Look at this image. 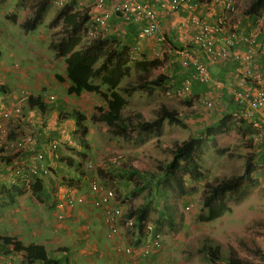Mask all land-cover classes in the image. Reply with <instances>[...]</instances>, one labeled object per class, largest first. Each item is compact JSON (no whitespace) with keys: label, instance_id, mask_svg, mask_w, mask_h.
<instances>
[{"label":"rangeland","instance_id":"rangeland-1","mask_svg":"<svg viewBox=\"0 0 264 264\" xmlns=\"http://www.w3.org/2000/svg\"><path fill=\"white\" fill-rule=\"evenodd\" d=\"M35 1L0 0V84L3 87V91L0 88V109L18 104L19 114L10 115L4 120L5 125L8 130L17 133L33 134L37 133L36 130L25 128L14 121L19 118L28 120L26 117L29 116L28 111L33 108V105H30L27 96L40 95L45 109L50 108L54 112L52 117L56 121L50 127L47 126L48 122L42 123L44 129L50 133L49 136L37 135L41 140L55 138L59 144L58 153L63 157L59 161L62 163L61 167H56L57 169L53 171L54 177L46 178L48 186L51 187L50 193L57 196L59 187L66 188V190L70 189L69 187H75L76 192L83 194L88 192L90 182L95 179L115 189L116 200L126 214L138 215L139 207L143 203L149 204L147 219L160 232L161 245L153 249L146 257H140L137 264H228L227 258L231 250L235 251L237 257L251 264H264V159L261 160L260 156L264 151V142H258L257 139L253 141L258 134L257 130L256 132L253 130L254 132L247 136L243 135L236 128L240 123L233 118L230 121L229 130L217 134L214 138L217 147L227 148L228 153L234 155L230 157L229 154H219L218 149L214 147L212 135L207 133V129L211 130V127L215 126L227 112V108L220 110L221 108H216V106H233L232 99H227L230 94L223 99L220 97V92L213 90L210 86L204 92H196L194 88L198 84L195 81H190L188 88H182V91L178 93L175 89L180 88L181 83L180 81L174 83L171 79L167 84L172 85L174 91L165 92L164 88L158 87L151 94L137 89L127 95L125 83L135 78L139 71L129 62V72L120 79L117 91L127 98V104L123 107L122 113L131 116L132 128L139 118L145 121L154 119L162 102L177 110L185 126L170 123L164 119L160 131L145 135L144 140L139 139L136 132L137 126L129 130V133L122 135L115 125H109L100 119V113L106 109V104L98 92L82 91L79 94L67 92L66 87L69 82L63 72V57H57L49 46L50 40H56L62 34L61 19L56 24L50 25L54 10L70 0H49L36 27L24 30L21 22L24 17L30 15ZM84 3L80 1L73 7L74 10H79L81 13L86 12L88 15L86 23L81 27L82 31L76 46L86 43L96 35L109 34L112 36L114 34L116 36L115 24L109 18L106 20L105 28L96 31V35L86 30L85 26L91 22L90 19L97 10ZM242 6L245 9L247 4ZM190 30V28H186L185 31L179 30V35L184 36L186 40L188 38L186 33ZM161 33L163 35L162 31ZM153 37L143 38L138 49L128 45L129 58L133 60L142 58L144 55L146 58H160L162 63L153 67L150 75L159 72L169 74L173 68V61L170 59L176 58L177 60V55L174 53L176 43L171 45L164 37L162 40H156ZM118 42L120 44V41ZM144 42H148L147 47ZM176 70L181 79L183 75H180L183 72L179 67ZM56 74L61 75L63 79H58ZM175 78L177 80V77ZM93 81L99 82V78L95 77ZM100 88L106 90L104 84H100ZM207 98L214 100L212 107L204 106V99ZM220 98L221 101H219ZM37 109L43 117L42 112L45 110ZM73 109L80 110L86 115L84 123L88 130L84 134V139L88 146L80 141L82 130L71 113ZM136 112H140L141 116H137ZM30 116L34 117L35 114ZM60 126L63 127L60 128ZM19 127L22 130L17 129ZM191 136L203 139L204 152L200 162L205 173L202 178L194 182L186 179L188 191L181 195L178 194L170 177L165 175L160 166L171 158L170 147ZM249 152H253L255 158H258L253 182H243L240 192L228 195L227 205L230 210L217 219L202 222L199 216L205 213L202 206L206 190L205 183L216 182L222 178L242 173L245 165L244 156ZM68 157L74 160L73 167L79 175L78 179L72 177V170L67 166ZM114 158H117L116 165L112 162ZM62 174L64 177H61ZM30 180H17V193L15 191L14 193L16 196H21L23 200H19L16 205L2 203L5 196L0 194V213L15 214L14 220L2 221L3 227L0 226V231L4 228L15 235L19 221L28 226L27 229L22 227L20 230L24 237L22 240L28 241L27 236L35 240L34 230L42 229L48 239V246L53 245L54 249L59 246L65 248L67 244H71L75 236L85 234L87 236L91 230L95 234L101 231L103 236L96 238V241L100 249L107 244L104 251L111 257L112 263L107 261L104 254L100 253L97 256L93 253L91 256H97L98 259L92 257L88 260V257H85L83 261L79 259L77 264H98V260L101 262L99 264H130L129 257L123 248L127 243L141 245L139 230L136 228L138 226L134 228L124 226L119 219L120 223L117 222L116 233H119L117 236L122 238L109 244L111 238L106 234L104 216L102 218L100 211L93 209L91 204L85 205L90 203L89 197L86 198L85 204L83 203L85 206L82 204L75 206L76 210L81 207L86 209L87 218L78 220L77 217H69L66 214L59 216L60 208L57 209V201L53 202L43 191L38 198L30 187ZM63 184L66 186H62ZM163 203H168L173 208L175 218L173 227L170 226L164 214ZM36 211L42 214L40 220L42 226L36 225L34 218H31ZM207 243L220 244L222 256L220 260L215 262L209 260L203 250V246ZM94 246H97L96 243ZM49 254L52 255V252ZM58 257L62 264H66L65 257ZM72 258L75 263L74 257ZM91 260H94V263H91ZM2 264H21V261L19 255H11Z\"/></svg>","mask_w":264,"mask_h":264},{"label":"trees","instance_id":"trees-1","mask_svg":"<svg viewBox=\"0 0 264 264\" xmlns=\"http://www.w3.org/2000/svg\"><path fill=\"white\" fill-rule=\"evenodd\" d=\"M48 3L49 0L35 1L30 15L24 17L21 22V26L24 30H30L36 27ZM73 4V0L61 4L54 10V14L50 19V25L56 24L60 19L62 20L60 29L62 34L56 40H50L49 46L54 50V54L57 57H63V72L69 82L66 87L67 92L73 94H79L82 91L98 92L106 104V109L100 113V119L104 120L109 125H115L119 133L122 135L124 133H129V130H132L137 126L136 132L139 139L144 140L145 135L160 131L164 119H167L170 123L185 126V122L179 116L177 110L162 102L157 109L156 117L154 119L145 121V119L139 118L136 120L135 126L133 125L132 128L131 116L122 113L123 107L127 104V98L117 91L120 79L123 75H126L129 72V62H131V65H133L136 70L139 69V71L136 73L135 78L126 81L125 90L127 95L137 89L144 90L147 94H151L158 87L174 91L172 89L173 86L170 84L168 85L167 82L173 79L174 83H177L178 81L181 83V80L186 74H188V72L184 70L176 58L174 60L171 58L170 60L173 61L171 73L165 74L159 72L150 75V70L153 67L159 66L162 63V59L156 57L146 58L144 55L142 58L130 60L128 53V45L130 44L129 37L118 40L114 34L112 36L109 34H100L91 37L86 43L76 46L79 42L80 33L82 31L81 27L86 23L88 15L86 12L81 13L79 10H74L75 8H73ZM179 8L180 6L177 9ZM247 12L253 16H256L259 12H263L264 17V0H249ZM196 17L202 19L199 16ZM163 33L164 38L167 39L166 31ZM162 39L163 37L158 40ZM118 41H120V44ZM168 42L171 43V41ZM177 45H179V43L174 44L175 47H181V45ZM177 67L183 72L180 75H183L181 79L178 77L179 74L176 70ZM56 76L58 79H63L59 74H56ZM95 77L99 78V82L93 81V78ZM175 77H177V80H175ZM212 77L218 78L220 76L215 77L212 75ZM100 84H104L106 90H102ZM180 85L181 84H179V86ZM0 88L1 91H3L1 84ZM182 88L181 85L180 88L178 87L175 90H181ZM215 90L220 92V97L223 95L224 88H218ZM222 98L224 99V97ZM230 99H232V97H230ZM27 100L30 105H34L39 109L45 108V104L42 102L41 97L38 94L35 96L28 95ZM234 106L235 105L231 107H224L223 105L216 106V108H221L220 110L227 108V112L219 119L215 126L211 127V130L207 129V133L213 137L212 141L214 142V147L218 149L219 154H229L230 157H234V155L228 153L227 148L217 147V142L214 139L216 135L227 132L231 126L230 121L233 118L240 123L236 128L243 135L247 136V134L253 133L252 126L248 121H245L242 118L236 119L233 116V111L235 109ZM71 113L75 116L76 124L82 130L80 141L83 142L85 146H88L84 139V134L88 130L87 125L84 123L86 115L77 109H73ZM136 115L140 117L141 113L136 112ZM249 146H251V144ZM170 152L171 158L164 165H161L160 168L166 176L170 177L178 194H186L188 191L186 179L194 182L202 178L205 173L200 162V158L204 152L203 139L191 136L187 140L170 147ZM23 156L24 154L22 152H17L15 156H12V160L15 158L17 161H21ZM244 157L245 165L242 173L222 178L216 182L208 181L205 183L206 190L204 192L202 203L203 211H205V213L199 216V219L202 222H209L217 219L226 211L230 210V207L227 205L228 195L240 192L243 182H253L255 154L249 152L246 153ZM62 159L63 157H60V160ZM66 161L72 166L75 165L74 160L71 157H68ZM114 164L116 165L117 163L114 162ZM43 179L46 178H41L38 175H33L29 178L30 187L38 198H40V194L43 191ZM148 206L149 204L143 203L139 207V214L137 215L138 226L143 225L148 218ZM162 208L168 223L173 227L175 225L173 208L168 203H163ZM203 250L211 261L215 262L222 258L221 246L219 243H215L214 245L207 243V245L203 246ZM0 255H19L21 262L27 260L36 264H50V262H56V264H59L60 262L55 254H49L43 244L34 241L24 243V241L17 238L16 235L8 233L0 234ZM227 263L251 264L249 261L237 257L234 250L230 251Z\"/></svg>","mask_w":264,"mask_h":264},{"label":"built area","instance_id":"built-area-1","mask_svg":"<svg viewBox=\"0 0 264 264\" xmlns=\"http://www.w3.org/2000/svg\"><path fill=\"white\" fill-rule=\"evenodd\" d=\"M93 13L91 22L85 26L92 35L96 31L105 28L106 20L110 14L120 17L125 22L137 25L134 38L140 40L148 36H154L157 40L160 24L158 13L160 9L176 10L185 0H86ZM238 0H225L219 15L213 21L199 19L191 16L189 19H181L178 26H192L195 28L190 41L181 47H175L174 53L177 60L188 74L181 80L183 89L188 88L191 80L209 85L213 90L227 87L230 97L233 99L235 109L233 116L236 119L248 121L258 134H264V75L255 70L249 56L234 54L240 69L228 74L226 79L213 78L208 62H220L225 60L230 49L238 38L237 21H231L230 12ZM89 12V10H88ZM261 21L262 15L259 16ZM255 32L249 31L240 38L247 44L254 46L264 54V42L256 41ZM189 45V46H188ZM227 84V86H226ZM182 90H175L180 93ZM51 97V96H50ZM213 99H204V106L212 107ZM19 105L2 107L0 109V151L10 154L22 152L21 161H16L9 166L11 172L26 179L33 175L41 178L53 177L52 166L59 162L58 141L55 138L41 140L33 133H20L8 130L4 120L10 115L19 114ZM114 158L112 162H116ZM61 186V185H60ZM62 186H66L63 184ZM58 188L57 204L60 208L74 207L85 202L89 197L92 206L104 211L105 223L109 227V233L117 231V222L121 219L124 226L134 228L138 226V216L135 213L126 214L122 206L116 200V192L113 187L103 185L97 180L90 182L88 192L80 194L75 187ZM62 216V212H58ZM120 223V222H119ZM139 230L141 245L128 244L123 249L130 257V264H137L139 257L147 256L153 249L161 245L160 232L146 219L143 225L136 227Z\"/></svg>","mask_w":264,"mask_h":264},{"label":"crops","instance_id":"crops-1","mask_svg":"<svg viewBox=\"0 0 264 264\" xmlns=\"http://www.w3.org/2000/svg\"><path fill=\"white\" fill-rule=\"evenodd\" d=\"M80 1H81V3H82V1L85 2L84 5H86V6L89 5L86 0H73V2H74L73 5L74 6L77 5L78 2L80 3ZM224 1L225 0H185V2L176 11L175 10L160 9V11L158 13L159 23H160L159 34H161V36L164 37V35H162L161 31H163V32L166 31L167 40L171 41L172 44H174V43H176V44L179 43V45L187 44L188 41H190L191 35L194 32L195 28L192 26H188V24H186L187 26H185V27L178 26L177 22L181 19H187V18L189 19V17H191V16H199L203 20L213 21L219 15ZM243 4H247V6H248L249 0H238V2L235 3V5H234V10L228 14V15H230L231 21H237L238 38L236 40L235 45L232 47V49H230V52L227 54L225 60H222L220 62H208L211 74L215 77L220 76V78L224 79V80L226 79V77H228V74L231 73L233 70L239 71V69H240L239 64L233 60L234 54H239L242 56L247 54L249 56V60L252 61L255 70L263 73V75H264V54L260 53L254 46L245 43L240 38L246 32L252 31V32H255L256 41L259 44L264 42V17L262 15L263 12H259L256 14V16H253L247 12V6L244 9V7L242 6ZM260 15H262L261 21L259 19ZM109 20H111V22H114V24H115V27H114L115 32L114 33L116 34V37L118 38V40L126 39L127 37H129L130 38V40H129L130 44L129 43L128 44L134 46L136 49L139 48L140 41L143 38L140 40H137L134 38L137 25L133 24L132 22H125L120 17H118L114 14H110ZM186 28L191 29L190 30L191 32L189 31V33H186L188 35V38H189L188 39L186 37L187 41L185 40L184 36L179 35V33H180L179 30L185 31ZM147 43L148 42H144L145 47L148 46ZM179 45H177V46H179ZM142 52H144V50ZM128 53H129V51H128ZM192 81H195L198 84V86L196 88H194V91H196V92L203 91L204 92L207 90L208 85L200 83L196 80H192ZM222 94H223V96H221V98L222 97L226 98L229 96L228 95L229 92H228L227 87L224 88V92ZM220 99H219V101H221ZM227 99H230V97H228ZM32 107L33 108H30V110L28 111L29 116L26 117L28 120L23 119V118H19L16 120L14 119V121L16 123H19L20 125H22L25 128H29L31 130H36V132H37L36 135L44 136V137L49 136L50 133L47 132L46 129H44L45 127L42 123L48 122L47 126L50 127L51 124L54 121H56L54 119V117H52L54 112L51 111L50 108H48V110H47V108L46 109L44 108L45 111L42 112L43 117H41L38 109L36 107H34V105ZM31 114H35V116L32 117V116H30ZM62 127L63 126H60V128H62ZM17 129L22 130V128H20V127ZM256 139L258 142L261 141L263 143L264 142V134L263 135L256 134V137H254L253 141H255ZM12 156L13 155L9 154V153H0V194L2 196H5V200L2 203L10 204V205H16L19 200L20 201L23 200L21 196H16V194H15V193H17L16 192L17 191V185H18L17 180L24 179V178L23 177L14 178V175L10 171L9 166L16 162V161H14L15 158L12 160ZM260 156L262 157L261 160H263L264 159V151L261 152ZM256 160H258L257 157L254 158L255 165L258 164V163H256ZM61 165H62V163L57 162L55 165L52 166L53 171H55V169H57L56 167H61ZM72 175H73L72 177L76 178V179H78V177H79L78 174L73 173V172H72ZM61 177H64V174H62ZM42 182H43V192L46 195H48L53 202L58 201V197L55 196L54 194L50 193L51 187L48 186L49 184L46 181V179H43ZM14 191H15V193H14ZM51 200H50V204H51ZM84 204H82V205H84ZM56 205H57V203H56ZM85 205L89 206L90 203H87ZM81 206H78V207L80 208ZM90 206L92 207V205H90ZM59 208L60 207L58 206V209ZM75 208H77V207H65V209L60 208V210H63L64 215L66 214L67 216L73 217V218L77 217L78 220L87 218L88 212H86L87 211L86 209H83L81 207L80 209L76 210ZM93 209H96V211L99 210L101 215H102V218H103L104 213L100 208H96V207L94 208L93 207ZM31 218H34L33 220L36 222V225L42 226V223H40V220L42 218V214L39 211L34 212L31 215ZM12 219L13 220L15 219V214H13L12 212H6L4 214H2V212H1L0 213V226L3 227L2 223L4 222V220L11 221ZM104 224H105V222H104ZM17 226H18V227H16V230H17L16 233L17 234L15 233V235L19 239L22 240L24 237H23V233H21L20 230H22V227H25L27 229L28 226L26 224L19 222V221L17 222ZM6 233L13 235L11 233V231L7 232V230H5L4 228L2 230V228H1L0 234H6ZM33 234L36 236V239L32 240V239H30L31 237L27 236L28 241L23 240L24 243H28L30 241L41 243L45 246V248L48 252L52 251V254H55V256L57 258H59L58 256L65 257L67 259L66 264H70V263L77 264V263H79L80 260L81 261L85 260L86 259L85 257H88V260H89V258L92 259V257H93V259L95 257L98 259L97 256H99L98 254H100V253L105 255V257L109 263L110 262L112 263L111 257L108 254H106L107 253L106 251H104L105 247H107L106 246L107 244H105L102 247V249H100L101 247L98 245V243L96 241V238L98 239L100 236H103L101 231L99 234H95V232L92 233V230H91L90 233L89 232L87 233V236H86V234L82 235V236H75L74 238H72L71 244H67L65 246V248H61L59 246L57 249H54L53 245L48 246V241H47L48 239L46 237L45 232L42 231V229H35ZM106 234H108V232H106ZM117 235H119V233H116L115 235L110 237L111 240H109L110 241L109 244H113L114 242H116L122 238V237L117 236ZM94 243H96L97 246H94ZM93 253L97 254V256H95V257L91 256ZM10 256L11 255H9V256L0 255V264L4 263L5 260H8L10 258ZM14 256H16V255H14ZM72 257H74L75 263H73ZM26 262H27V260L25 262H21V264H26ZM91 263H94V260L93 261L91 260ZM99 263H101V262H99V260H98V264ZM27 264H36V263H31L28 261ZM54 264H56V262ZM59 264H62V263L59 262Z\"/></svg>","mask_w":264,"mask_h":264},{"label":"clouds","instance_id":"clouds-1","mask_svg":"<svg viewBox=\"0 0 264 264\" xmlns=\"http://www.w3.org/2000/svg\"><path fill=\"white\" fill-rule=\"evenodd\" d=\"M262 15H263V13H262ZM234 71H235V70H233L232 72H234ZM236 71H237V70H236ZM225 74H226V73H225ZM191 81H192V80H191ZM203 84H204V83H203ZM205 85H206V84H205ZM208 86H209V85H208ZM165 92H169V90H165ZM162 125H163V124H162ZM13 132H15V131H13ZM15 134H18V133L15 132ZM19 134H20V133H19ZM258 135H259V134H258ZM0 153H3V152L0 151ZM4 153H8V152H4ZM9 154H10V153H9ZM12 155H13V154H12ZM60 157H61V156H60ZM59 161H60V158H59ZM67 164H68V163H67ZM67 164H66V165H67ZM66 165H65V166H66ZM7 166H8V165H7ZM67 166H68L69 168H71V170H72L73 173L78 174L72 165L68 164ZM10 171H11V170H10ZM52 172H53V170H52ZM12 174H13V173H12ZM13 175H14V174H13ZM53 175H54V173H53ZM14 177H20V176H16V175H14ZM50 177H51V176H50ZM53 177H54V176H53ZM53 177H52V178H53ZM24 179H26V178H24ZM93 180H95V179H93ZM82 204H83V203H82ZM90 204H91V203H90ZM118 204H119V203H118ZM119 205H120V204H119ZM57 206H58V204H57ZM75 206H76V205H75ZM75 206H74V207H75ZM93 207H94V206H93ZM96 208H97V207H96ZM57 209H58V207H57ZM57 209H56V210H57ZM64 209H65V208H64ZM100 209H101V208H100ZM101 210H103V209H101ZM58 212H62V213L64 214L63 210H60V211H58ZM103 212H104V211H103ZM104 220H105V218H104ZM104 222H105V221H104ZM105 225H106V227H107V232H108L107 235H108V237H111V236H113V235L116 234V232H115L114 234H110V233H109V232H110V231H109L110 229H109L108 225H107L106 223H105ZM126 245H128V243L125 244V246H126ZM125 246H124V247H125ZM128 257H129V256H128ZM141 257H142V256H141ZM144 257H146V256H144ZM139 258H140V257H139ZM129 261H130V257H129ZM138 261H139V259H138ZM137 263H138V262H137Z\"/></svg>","mask_w":264,"mask_h":264}]
</instances>
